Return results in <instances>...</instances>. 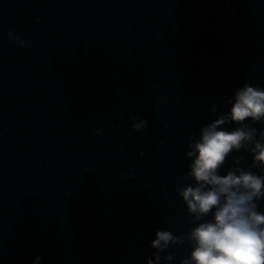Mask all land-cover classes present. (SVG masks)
<instances>
[{
    "label": "clouds",
    "instance_id": "obj_1",
    "mask_svg": "<svg viewBox=\"0 0 264 264\" xmlns=\"http://www.w3.org/2000/svg\"><path fill=\"white\" fill-rule=\"evenodd\" d=\"M229 103L230 111L205 125L199 139L188 145L186 155L191 163L185 175L195 183L176 191L194 217V226L182 236L157 230L151 241V247L158 250L153 253L157 260L170 245L187 241L191 245L190 256L183 258L181 264H264V212L258 204L264 198V174L240 167L220 174L229 155L241 149L252 154V167L264 173V130L257 139V129L246 122H264V89L244 84ZM232 123L239 126L232 130L224 127ZM146 124L147 121L139 120L133 128L139 130ZM209 213L212 218L205 219ZM40 259L37 257L36 261ZM173 259L171 254L164 256L165 261ZM147 264H152V260H147Z\"/></svg>",
    "mask_w": 264,
    "mask_h": 264
}]
</instances>
